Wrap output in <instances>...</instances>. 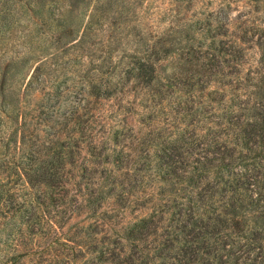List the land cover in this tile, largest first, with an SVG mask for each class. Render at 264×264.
Here are the masks:
<instances>
[{"label": "rangeland", "instance_id": "1", "mask_svg": "<svg viewBox=\"0 0 264 264\" xmlns=\"http://www.w3.org/2000/svg\"><path fill=\"white\" fill-rule=\"evenodd\" d=\"M24 10V25H42ZM68 10L63 25L42 26L37 90L23 80L36 44L24 69L8 67L10 51L0 63V264H112L101 253L121 249L124 264H161L177 211L208 185V204L218 197L224 172L202 163L226 151V114L257 98L264 0H82ZM12 43L30 51L28 40ZM144 221L160 233L131 240Z\"/></svg>", "mask_w": 264, "mask_h": 264}, {"label": "trees", "instance_id": "2", "mask_svg": "<svg viewBox=\"0 0 264 264\" xmlns=\"http://www.w3.org/2000/svg\"><path fill=\"white\" fill-rule=\"evenodd\" d=\"M81 1L0 0V42L7 41L0 63L6 61L5 56L10 51L13 54L8 67L24 69L34 44L39 50L38 46L46 42L42 41V26L63 25L68 7L76 9ZM26 4L42 23L41 26L33 18L27 25L22 23V18L28 13L25 10L22 13ZM17 38L21 44L27 40L30 42V51L26 53L31 52L29 55L23 54L24 51L15 54L12 41ZM33 56L32 63L23 71V80L28 79L27 89L37 90L42 82L44 50ZM252 80H255L253 86L257 89V98L253 101L250 97L240 99L237 110H231L225 116L228 129L232 131V139L229 137L226 142V151L202 163L206 174L224 172V181L212 186L218 197L214 203L208 204L211 196L206 190L208 185L196 193L195 202L177 211L172 231H167V239L159 249L161 264H264V77ZM7 83L8 78L4 75L1 84ZM177 170L180 168L177 167ZM249 213H253L252 224L248 222ZM150 222L144 221L129 238L140 242L158 235L160 228L151 230L155 225ZM101 254L104 262L127 263L122 258L124 249ZM155 259L151 257L150 262H155Z\"/></svg>", "mask_w": 264, "mask_h": 264}]
</instances>
